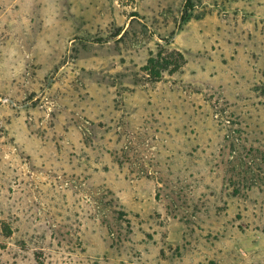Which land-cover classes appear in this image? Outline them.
<instances>
[{
	"label": "rangeland",
	"instance_id": "374dc122",
	"mask_svg": "<svg viewBox=\"0 0 264 264\" xmlns=\"http://www.w3.org/2000/svg\"><path fill=\"white\" fill-rule=\"evenodd\" d=\"M192 2L0 0V264H264V0Z\"/></svg>",
	"mask_w": 264,
	"mask_h": 264
},
{
	"label": "trees",
	"instance_id": "16d2710c",
	"mask_svg": "<svg viewBox=\"0 0 264 264\" xmlns=\"http://www.w3.org/2000/svg\"><path fill=\"white\" fill-rule=\"evenodd\" d=\"M194 7H195V4H193L192 0H186V3L184 5L183 16L181 19L183 23L189 21L190 19H193L192 11ZM196 18L198 17H195L194 19Z\"/></svg>",
	"mask_w": 264,
	"mask_h": 264
}]
</instances>
